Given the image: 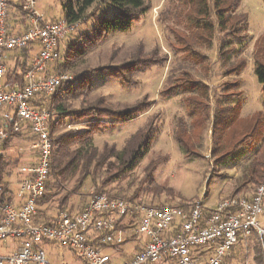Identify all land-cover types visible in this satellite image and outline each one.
Segmentation results:
<instances>
[{
	"label": "trees",
	"instance_id": "16d2710c",
	"mask_svg": "<svg viewBox=\"0 0 264 264\" xmlns=\"http://www.w3.org/2000/svg\"><path fill=\"white\" fill-rule=\"evenodd\" d=\"M19 1L10 2L9 20L15 19L14 22L23 24L26 15L18 4ZM62 1L64 2L58 18H63L68 24H78L93 17V24L89 33L80 34L75 45L68 46L57 70L70 68L75 61L103 41L109 30H128L131 24L138 21L148 9L145 0ZM241 1L167 0L165 15L167 14L170 24L167 23L165 28L173 35L169 45L182 54L176 65L171 68L166 84L158 92L163 99L186 95L190 124L187 125L179 119L174 128V139L185 156L197 154L196 145L201 144L203 133L209 125L212 144L210 152L216 157L214 163L219 165L226 159L235 161L246 152L252 151L230 196H238L239 192L247 190L252 191L264 180V34L257 38L251 51L254 73L261 84V110L242 118L240 117L243 103L241 74L246 66V58L242 57V53L245 48L243 42L248 37V19L247 14L239 10ZM101 4L114 10V15L97 17L96 11ZM163 17L164 15L159 19L165 21L166 16ZM9 28L13 30L10 23ZM214 44L217 50L212 61L207 51L211 50ZM26 51L27 48L14 51L16 59L14 58L13 65L6 61L4 85L7 89L22 86L28 65L25 61L20 62L18 57ZM161 60L156 50L146 53L144 45L139 43L123 63L109 65L103 70L120 85L129 87L135 83L133 76L137 71L146 70ZM213 62L218 63L216 71L212 69ZM196 70L201 77H195ZM91 73L92 71L81 72L76 75L74 81L61 84L52 94L37 96L31 100V104L37 109L50 112L47 125L53 137L47 182V191L52 190V192H46L38 202L39 205L44 204L48 195L53 197L64 191L58 198V206L62 210L71 194L75 193L86 179L90 178L93 182L100 179L101 185L120 179L138 164L158 135L157 118L152 116L124 141L121 148H117L115 144L105 143L101 149H98L93 144L94 134L105 133L136 120L150 109L153 101L143 97L133 104L115 107L103 96L92 100L89 98L94 90ZM209 78L227 79L210 86L206 82ZM73 100H79L77 108H72L69 103ZM65 120L68 127L73 128L58 134L65 125ZM21 135L22 132H12L8 139L2 141L1 146L5 147L8 140ZM161 163L160 160L153 161L144 168L145 174L142 180L148 182L147 187L144 189L143 182L140 181L130 196L110 194L109 191L98 187L96 191L128 201H135L138 192L142 190L156 196L166 193L172 198V190L157 185L153 178L154 171ZM6 165L0 153L2 198L9 188V184L3 180ZM72 181L71 188L67 189V185ZM179 201L184 202L181 198ZM255 252V263L263 264L262 250L255 248Z\"/></svg>",
	"mask_w": 264,
	"mask_h": 264
},
{
	"label": "built area",
	"instance_id": "2783aa9c",
	"mask_svg": "<svg viewBox=\"0 0 264 264\" xmlns=\"http://www.w3.org/2000/svg\"><path fill=\"white\" fill-rule=\"evenodd\" d=\"M11 1L18 0H0V143L12 132L27 129L33 137L29 149L36 159L16 169L21 177L14 195L8 190L0 196V264H51L44 246L54 243L84 264H110L103 247L122 245L125 228L130 238L144 242L123 264H222L235 245L253 235L264 253V228L258 220L264 213V180L250 194L227 196L211 208L198 199L151 206L93 191L80 210H59L50 221H41L38 202L47 192L53 137L47 125L50 112L37 109L31 100L74 80L68 72L47 71L60 61L58 44L76 24L63 18L43 22L35 10L36 0H20L26 25L13 32ZM32 45L38 51L22 86L7 89V53ZM129 221H134L132 228L127 227Z\"/></svg>",
	"mask_w": 264,
	"mask_h": 264
},
{
	"label": "rangeland",
	"instance_id": "374dc122",
	"mask_svg": "<svg viewBox=\"0 0 264 264\" xmlns=\"http://www.w3.org/2000/svg\"><path fill=\"white\" fill-rule=\"evenodd\" d=\"M72 1L75 2L76 0ZM62 2L64 1L36 0L35 10L42 20L49 21L60 16ZM145 3L148 7L147 11L141 15L138 21L133 22L128 30H109L103 41L82 58L75 61L70 68L57 70L58 64L63 60L64 55H66L68 46L70 44L75 45L80 34L89 33L93 24V17L76 24L58 44L57 49L61 55L60 61L48 67L49 73L56 70L68 72L73 78L81 72L92 71L91 83L94 90L89 95V98L92 100L103 96L107 102L115 107L133 104L143 97L153 101L150 109L136 120L112 128L105 133L94 134L93 144L98 149H101L105 143L108 145L115 144L117 148H121L124 141L152 116H156V124L159 130L156 139L152 142L148 151L132 170H129L120 179L106 185H101L100 179L96 182H93L90 178L86 179L82 186L75 193L71 194L63 205L62 210L65 209L71 212L80 210L89 200L91 193L96 191V187L107 192L109 191L110 194L132 195L139 182H143L144 168L149 166L151 162L158 160L162 161V163L154 171L153 178L157 185L165 186L172 190V198L166 193L156 196L142 190L138 192L136 200H140L146 205L159 206L181 205L184 202L198 199L205 206L211 208L220 199L233 194L235 184L252 155V151H248L235 161L226 159L219 165L214 163L216 157H213L210 152L212 147L210 125L203 133L201 144L196 145L197 150L195 151L197 154L188 157L182 153L174 139V128L179 119L183 120L187 125L190 124L186 95L181 94L165 99L158 95V92L166 84V79L171 68L179 61L178 58H181L182 53L169 45V41L173 40V35L165 28L167 23L170 24V21L167 20V14L165 15L167 0H145ZM239 10L245 12L248 19V37L243 42L245 48L242 53V57L246 58V66L241 74V98L243 103L240 117L245 118L260 111L262 105L261 84L254 73L251 51L257 38L264 34V0H242ZM163 12L164 14H162ZM114 13V10L105 4H101L96 11V16L112 17ZM163 15V18L166 16L165 21L159 19ZM10 20L9 23L13 32L21 31L23 29L22 26L26 25L25 21L23 24H19L14 22L15 19ZM139 43L144 45L146 53L156 50L158 58L162 60L146 70L137 71L133 76L135 83L129 87H124L110 78L103 69L109 65L123 63ZM216 50L217 46L214 44L212 49L207 51L212 61L215 59ZM217 68L218 63L213 62L212 69L216 71ZM194 74H196L195 77H201V74L197 70L194 71ZM226 79L209 78L206 82L210 86H213ZM69 103H71L72 108L79 106V100L69 101ZM71 128L73 127H68V124L65 123L60 131H58V134ZM75 128L81 129L82 127ZM28 138L30 137H27L23 133L19 137L8 140L5 147L1 146L2 142L0 143V153L7 163L4 169L5 175L3 180L9 184L12 190H16L17 181L21 177L16 172V169L26 160V150L23 147L28 142ZM147 183L143 182L144 189L147 187ZM72 184L73 181L67 185V189H70ZM252 191L247 190L239 192V194L248 195ZM49 192H52V190L47 191V193ZM63 193L64 191H61L56 196H47L46 201L42 204V210L39 211L38 218L41 221H50L57 214L60 210L58 198ZM180 198L184 202H180ZM258 220L264 228V213L259 216ZM133 225L134 221H129L127 227L132 228ZM124 231L126 242H129L123 243L124 246L122 245L123 255L117 256L113 248L107 250L113 262L121 263L124 257L130 254L131 248L134 246L133 241H130L129 230L125 228ZM255 248L263 252L258 237L253 235L248 240L235 245L228 252L222 264H256L254 260V255L256 254ZM44 249L51 264H84L76 254L58 244L45 245ZM1 253L3 251H0Z\"/></svg>",
	"mask_w": 264,
	"mask_h": 264
},
{
	"label": "crops",
	"instance_id": "0c3cea01",
	"mask_svg": "<svg viewBox=\"0 0 264 264\" xmlns=\"http://www.w3.org/2000/svg\"><path fill=\"white\" fill-rule=\"evenodd\" d=\"M37 51H38V47L36 46V45H32V46H30V47H28L27 48V51L26 52H24V54H21L19 57H18V60L21 62V61H25V63L27 64V65H29L30 64V62L32 61V58L34 57V55L37 53ZM14 55H15V52L13 51V52H8L7 53V56H6V61L8 62V64H11V65H13V63H14V61H15V57H14ZM9 57H12V59H9ZM15 58V59H14ZM14 60V61H13ZM47 72H50V70H49V68H48V71ZM24 133V135L26 134L27 135V137H30V138H28V142L24 145V149L26 150V160H25V162H23L20 166H22V165H24V164H26V163H30V162H33V161H35V159H36V155H35V153L32 151V150H30L29 149V147H30V145H31V143H32V140H33V138H32V136H31V134H30V132H29V130H27V129H25V130H23L22 131V134ZM19 167V166H18ZM17 167V168H18ZM19 182V180L17 181V183ZM18 189V185H17V188H16V190ZM8 190L10 191V193L12 194V195H14V192H16V190H12L10 187L8 188ZM42 205H39V211H41L42 210ZM38 216H39V213H38ZM144 239H142V240H136V239H133V238H131L130 239V241H133V243H134V246L131 248L132 250H131V252H130V254H128V255H126V253H125V257H124V259L121 261V263H118V262H113L112 261V258L110 259V264H123L124 262H126V261H128V260H130L131 258H132V256L136 253V252H138V251H140L141 250V248H142V246H143V241ZM127 242H129V241H127ZM127 242H125V243H127ZM123 245V244H122ZM122 245H120V246H118V247H115V246H112V247H103V252L104 253H106V254H108V255H110L108 252H107V250L109 249V248H113L115 251H116V254H117V256H122L123 255V246ZM122 246V247H121ZM110 257H111V255H110Z\"/></svg>",
	"mask_w": 264,
	"mask_h": 264
}]
</instances>
